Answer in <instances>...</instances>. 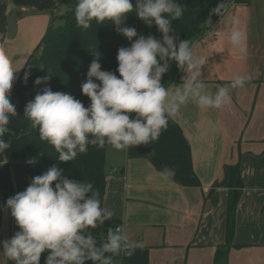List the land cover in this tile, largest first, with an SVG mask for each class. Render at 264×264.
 <instances>
[{"label":"clouds","instance_id":"1","mask_svg":"<svg viewBox=\"0 0 264 264\" xmlns=\"http://www.w3.org/2000/svg\"><path fill=\"white\" fill-rule=\"evenodd\" d=\"M133 11L147 27L155 26L160 37L121 26ZM184 11L177 0H76L77 26L87 29L93 20L97 24L110 21L130 43L118 48L115 72L101 70L98 59L92 60L81 84L82 94L90 100L87 107L71 94L47 86L25 105L23 115L38 130L40 140L53 146L60 162L74 161L90 144L99 148L108 144L118 151L150 145L181 106L192 103L202 109H220L231 102V90L250 79L234 74L227 86H219L214 94L204 93L202 66L207 57L198 55L189 40L179 39L172 27ZM211 15L218 16L225 29L222 40L241 57L246 55L241 18H225L223 0L210 9L207 23H212ZM172 63L184 73L174 92L162 82ZM18 69L0 50V153L10 147L4 137L11 135L10 117L17 115L9 96ZM48 79L36 77L33 83L46 84ZM63 171L49 167L0 206L10 210L19 229L0 241L3 255L13 264H40L44 252V264H114L113 257L132 256L136 245L122 227L108 228L106 238L97 244L91 229L104 225L114 213L101 206L99 192L90 182L68 179ZM160 176L170 179L175 170L164 167Z\"/></svg>","mask_w":264,"mask_h":264},{"label":"crops","instance_id":"2","mask_svg":"<svg viewBox=\"0 0 264 264\" xmlns=\"http://www.w3.org/2000/svg\"><path fill=\"white\" fill-rule=\"evenodd\" d=\"M258 1L264 5V0ZM251 3L253 0L248 5L230 3L225 12L227 16L238 15L242 20L247 36V53L243 57L222 40L221 33L225 29L218 23L219 18L205 42L199 38L190 41L198 55L207 57V64L202 66L205 94H214L219 86H227L234 74L250 77L243 87L231 90L229 104L220 109H202L189 103L181 106L169 119L167 129L150 145L120 151L106 146L104 207L114 213L109 220L114 230L122 227L136 245L132 256L122 254L124 264H230L234 246L247 247L259 234L251 232L248 241L250 232L242 229H250L254 219L245 221L244 217L235 215L232 242L227 252L216 259L217 248L225 247L226 223L225 228H221L225 239L221 240L209 241L201 229L204 221L214 223L209 215L221 201L218 202L211 189L222 179V170L231 165H238L242 170L251 164H264V46L248 32L250 21L246 15ZM59 4L61 0H0V50L8 55L13 68H19L14 73L9 96L17 115L10 117L11 135L4 137L10 141V147L0 153V203L5 164L28 160L31 152L29 122L23 114L33 84H16V81L27 67L28 54L44 35ZM16 14L15 31L10 36L14 39L10 40L7 21ZM26 36L31 37L30 43L21 47L17 39ZM183 75L181 72L180 82L167 88L170 92L180 87ZM164 167L174 169L175 176L162 179L160 171ZM215 189L225 191L223 204H228L231 189L220 185ZM247 200L244 195L240 207ZM9 238L10 213L5 209L0 223V241ZM258 239L264 243V235L260 234ZM5 261L0 251V264Z\"/></svg>","mask_w":264,"mask_h":264},{"label":"trees","instance_id":"3","mask_svg":"<svg viewBox=\"0 0 264 264\" xmlns=\"http://www.w3.org/2000/svg\"><path fill=\"white\" fill-rule=\"evenodd\" d=\"M250 1L223 0L224 3L231 2L238 5H248ZM177 2L185 9L180 19L172 21L173 30L178 34L179 39L191 41L202 36L206 30L213 28L219 18L216 15H211L212 23L206 22L210 15V9L215 7L219 0H177ZM61 3L66 5L67 9L59 17H52L50 25L37 46L40 49L41 69L30 71L25 66L19 73L16 84L25 82V76L27 75L26 82L33 84L29 101L33 100L36 94L42 93L47 86L54 92L60 91L71 94L87 107L90 100L82 94L81 84L86 80L90 63L93 59H98L101 70L115 72L118 65L116 60L117 50L120 47L129 46L130 42L117 32L116 26L110 21L97 24L93 20L91 26L87 29L77 26L74 18L76 0H61ZM57 19L62 22L59 24L54 23ZM121 26L134 27L142 35L152 34L157 38L160 37V33L156 31L155 26L147 27L137 18L134 11L126 15ZM181 72L176 68L175 63H172L169 71L163 75L162 82L164 86L168 88L170 85L180 82ZM45 76L49 77L46 84L36 85L33 83L36 77ZM93 79L95 80V78ZM28 122L32 158L28 161L5 164L4 189L0 206H3L8 198L25 190L32 177L42 174L49 167L55 165L64 170L62 175L68 179L90 182L94 190L99 192L101 206L104 207L107 178L105 170L107 144L103 148L90 144L87 152L78 153L74 161L60 162L57 159L58 153H56L53 146L47 141L40 140L38 130L31 126L30 120ZM226 168L228 177L221 185L231 189L227 204L226 242L224 248H217L216 259L227 252L228 246L232 242L235 208L231 211L230 204L235 186H237L239 193L242 187L238 165H231ZM5 209L0 208V223L2 212ZM110 227L114 230L110 221H106L104 225L91 229L98 245L106 238L107 230ZM18 230L14 218L10 215V236L12 237ZM46 255L47 252L41 254L40 264H44ZM121 256L122 254L113 257V261ZM5 264H13V262L6 258ZM86 264H91V261L86 262Z\"/></svg>","mask_w":264,"mask_h":264},{"label":"rangeland","instance_id":"4","mask_svg":"<svg viewBox=\"0 0 264 264\" xmlns=\"http://www.w3.org/2000/svg\"><path fill=\"white\" fill-rule=\"evenodd\" d=\"M253 2L254 3L250 4L246 15V17H248L250 21L248 32L250 36L255 39V41L264 46V5H260L258 0H253ZM66 9V5L59 4L56 7L55 16L59 17ZM227 17L228 16L225 15V18ZM61 22L62 21H59L58 19L54 21V23L56 24H59ZM30 38V36H26L25 39L18 38L17 41H19V45L22 44L26 47V45L30 43ZM12 39H14V37H10V40ZM40 40L41 39H39L36 44H34L33 49L31 53L28 54L26 60L27 67L36 71H39L41 69L40 49L37 48ZM31 158L32 153L30 152L28 160H30ZM224 173L225 170H222V179L224 177ZM239 179L242 183V187L235 207V215H237L238 218L239 216H242V218L244 217L245 221L248 218L254 219V221L250 223V225L252 226L250 227V229H247L246 227H243L242 229L246 233L247 231L250 232L247 236L248 238H246L248 241L250 240L251 232H253L255 235L257 234V232L259 234L256 235V240L253 241L252 244H249V246L247 247L236 245L234 246V251L231 253L230 257V264H264V243L260 242L258 239L260 234L264 235V164H251L248 167L240 170ZM247 189H249L250 191H247ZM214 192L217 195L218 202L221 201L219 206L217 204V206L214 208V212L209 215V218L213 217L212 219L214 223L204 221L202 222L201 226V229H203V233L205 234L203 235L206 239H209V241H214V239H225V233H223L221 229L225 228L227 219V202L223 204L225 191H223L222 189H215ZM244 195L248 200L244 203L243 207H240L241 200H243ZM259 215H261V217H258ZM219 223L220 226L218 225ZM222 224L224 226H222ZM234 229H236V227H234ZM135 239L137 241V238ZM114 264H124L122 257L115 259Z\"/></svg>","mask_w":264,"mask_h":264},{"label":"water","instance_id":"5","mask_svg":"<svg viewBox=\"0 0 264 264\" xmlns=\"http://www.w3.org/2000/svg\"><path fill=\"white\" fill-rule=\"evenodd\" d=\"M18 15L16 14L15 16L11 17L8 19L7 21V26H8V36H12L14 34V31H15V19ZM227 177H228V172L227 170H225V173H224V177L221 181H218V182H215V184L212 186V189L211 191H214V189L218 186V185H222L226 180H227ZM238 198H239V190L237 189V186H235L234 188V192H233V196H232V200H231V204H230V210H234L235 208V205L237 204V201H238Z\"/></svg>","mask_w":264,"mask_h":264},{"label":"built area","instance_id":"6","mask_svg":"<svg viewBox=\"0 0 264 264\" xmlns=\"http://www.w3.org/2000/svg\"><path fill=\"white\" fill-rule=\"evenodd\" d=\"M230 3L231 2H225L224 4H225V12H226V10L228 9V6L230 5ZM209 31H210V29L209 30H206L205 31V33L202 35V36H199L198 38H199V40L201 41V42H205L206 41V35L209 33Z\"/></svg>","mask_w":264,"mask_h":264}]
</instances>
